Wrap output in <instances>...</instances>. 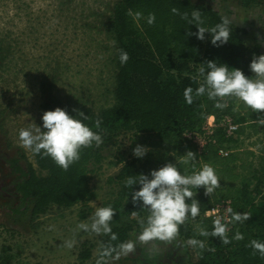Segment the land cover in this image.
I'll return each instance as SVG.
<instances>
[{
	"label": "trees",
	"instance_id": "trees-1",
	"mask_svg": "<svg viewBox=\"0 0 264 264\" xmlns=\"http://www.w3.org/2000/svg\"><path fill=\"white\" fill-rule=\"evenodd\" d=\"M237 4L249 9L263 6L264 0H237ZM193 9L200 10L204 20L202 26L206 28L215 26L224 18L204 0H118L108 18L107 28L115 42L113 104L98 112L87 106L72 108L68 102L50 95L52 87L49 80L40 85L44 96L42 114L56 107L66 108L71 115L83 112L89 117L84 122L101 134L103 143L98 147L83 148L79 160L67 170L60 168L50 157L33 152V164L27 162L22 153L6 160L14 195L18 199L13 213L27 215L33 223L51 207L70 209L80 206L82 209L78 216L83 220L89 213L88 204L94 198L90 186L92 174L104 160L103 147L111 141V132L129 124L137 137L136 143L150 149L143 159L130 155L117 160L119 170L108 179L117 187L116 197L102 207L111 206L126 220L111 226L110 233L102 232V241L94 259L91 254L93 246L81 243L78 264H97L98 261L104 264L121 250L122 244L141 233L150 213L147 207H141L140 202L133 204L131 191L138 190L139 186L132 188L127 185V180L132 175L147 174L165 162L176 163L181 172L188 175L208 164L220 180V186L207 196L203 187L192 188L193 199L199 202L200 212L194 218L187 216L177 233L185 242L188 263L264 264V255L251 245L253 240L264 242V149L258 154L242 149L239 139L248 126L256 132L264 122V112L257 113L241 101L236 107L238 98L234 96L210 100L206 94L195 95V89L203 82V78L198 76V69L201 63L208 60H216L230 68L238 62L239 69L246 76L256 78L248 66L253 56L262 55L260 45L255 43L247 49L244 42L247 30L233 24L229 25L231 35L228 43L219 47L210 43L207 33L204 41L187 35L195 33L196 28L188 25L182 16L187 13L190 18ZM130 11L142 13V18L137 21L129 14ZM149 13L155 15V22L151 25L146 22ZM135 44L141 49L140 56L136 54ZM120 50L128 53L126 63L122 64L119 60ZM8 53L7 48L0 46V69ZM188 86L194 90L191 104H187L183 97ZM217 102L226 106L216 108ZM210 116L214 117L215 127L210 134H205L201 128ZM226 118L236 126L233 133H227ZM96 119L102 121L99 129L94 127ZM188 132H198L204 139L201 150L185 137ZM189 150L196 153L195 168L185 165L179 158ZM220 151L226 154L220 155ZM241 179L253 181L260 187L258 202H243L242 188L237 185ZM221 200L231 202L232 212L247 213L249 216L243 222H233L230 218L225 232L229 240L227 244L223 243L222 237L212 235L214 225L204 217V213ZM202 230L208 235L202 236ZM237 233L243 238L235 239ZM191 239L201 241L203 247L190 245L188 241ZM106 249H112L111 254L101 257ZM12 259L8 249L0 246V264H11Z\"/></svg>",
	"mask_w": 264,
	"mask_h": 264
},
{
	"label": "rangeland",
	"instance_id": "rangeland-1",
	"mask_svg": "<svg viewBox=\"0 0 264 264\" xmlns=\"http://www.w3.org/2000/svg\"><path fill=\"white\" fill-rule=\"evenodd\" d=\"M117 1L0 0V46L9 51L0 69V180L6 186L12 181L7 159L22 153L33 164L32 151L22 146L19 132L32 123L41 125L42 82L49 80L50 95L72 108L87 106L98 112L113 104L115 46L107 28ZM204 1L231 24L246 28V48L259 43L264 55V5L245 9L237 0ZM135 50L140 56L138 44ZM232 68L239 69V63ZM239 103L237 99L235 106ZM110 135L111 141L103 147L104 160L92 174L94 198L85 219L78 216L80 206L51 207L31 223L27 215L13 213L18 199L0 198V246L12 255L11 264H78L80 244L85 242L93 246L95 258L102 232L83 231L79 225L90 224L96 209L114 200L117 187L108 179L119 170L117 160L132 155L137 144L129 124ZM239 139L242 149L258 154L264 149V122L256 132L248 126ZM237 185L245 204L258 202L261 189L253 181L241 179ZM125 220L117 212L111 226ZM137 237L128 241L134 243L133 251L125 254L120 250L104 264H189L185 242L178 235L172 240L147 242Z\"/></svg>",
	"mask_w": 264,
	"mask_h": 264
},
{
	"label": "clouds",
	"instance_id": "clouds-1",
	"mask_svg": "<svg viewBox=\"0 0 264 264\" xmlns=\"http://www.w3.org/2000/svg\"><path fill=\"white\" fill-rule=\"evenodd\" d=\"M173 11L175 12L176 9ZM129 14L133 15L137 21L142 18L140 12L130 11ZM182 19L187 20L188 25L196 28L195 33L189 32L187 35H194L197 40L204 41L207 33L210 36V43L216 47L228 43L231 35L229 27L231 21L228 18H222L220 23L206 28L202 26L204 20L200 10L193 9L190 18L185 13ZM146 22L149 25L153 24L155 15L149 13ZM128 58V53L120 50V62L126 63ZM200 65L198 76L203 78V82L195 89L196 96L206 94L210 100H216L217 97L234 96L257 113L264 112V55L253 56L250 60L248 67L256 78H250L242 70L230 68L216 60H208ZM193 92L191 86L184 89L183 97L187 104L193 102ZM225 106L221 102L215 104V107L220 109ZM88 119L89 117L83 112L77 111L75 115H71L66 108L56 107L42 114L40 126L32 123L31 127L21 129L19 139L22 146L31 150L33 154L50 157L60 168L67 170L79 160L83 148L93 145L98 147L103 143L101 134L84 122ZM101 123L100 119H96L94 127L99 129ZM149 151L146 145L137 144L132 149V155L136 159H143ZM179 158L185 165L195 168L196 153L189 150ZM219 182L214 168L208 164L188 175L182 173L176 163L165 162L161 167L150 170L147 174L140 173L129 177L128 186L132 188L135 185L139 186L138 190L131 191L133 204L140 202L141 207H147L150 213L137 240L147 242L153 239H174L179 225L184 223L186 217L191 215L194 218L200 212L199 202L193 199L192 188L203 187L204 195L207 196L220 186ZM228 211L233 222H243L249 219L247 213L232 212L231 209ZM114 214L111 206L98 207L92 222L90 224L81 223L79 228L94 233H110ZM222 220V217L216 218L212 235L222 237L223 243L227 244L229 240L225 237L226 225ZM200 234L207 236L208 232L202 230ZM112 238L115 239V235ZM234 238L240 240L243 237L237 233ZM188 243L203 247V243L197 239H191ZM251 245L261 255H264V242L253 240ZM134 247L131 241L120 246L125 254L133 251ZM111 252L112 249H106L101 253V257L108 256ZM97 264H102V262L98 261Z\"/></svg>",
	"mask_w": 264,
	"mask_h": 264
},
{
	"label": "built area",
	"instance_id": "built-area-1",
	"mask_svg": "<svg viewBox=\"0 0 264 264\" xmlns=\"http://www.w3.org/2000/svg\"><path fill=\"white\" fill-rule=\"evenodd\" d=\"M225 121L227 124V133L228 134L233 133L236 130V126L232 125L228 118H226ZM205 124L202 126L201 130H203L205 134H210L213 128L215 127L214 117L212 121H209V117H208ZM185 137L188 138L189 140H192L194 143H196L199 150L202 149L205 141L198 132L185 133ZM219 154L225 155L226 152L220 151ZM229 209L232 210L231 202L228 200H221L217 202L208 211H206L204 213V217L209 219L213 225L217 217H222L223 218L222 222L226 225V231H227L228 224L230 222V212L228 211Z\"/></svg>",
	"mask_w": 264,
	"mask_h": 264
},
{
	"label": "flooded vegetation",
	"instance_id": "flooded-vegetation-1",
	"mask_svg": "<svg viewBox=\"0 0 264 264\" xmlns=\"http://www.w3.org/2000/svg\"><path fill=\"white\" fill-rule=\"evenodd\" d=\"M10 170V168H9ZM4 179L0 180V198L4 200L16 199L14 195V185L11 181L9 186H6Z\"/></svg>",
	"mask_w": 264,
	"mask_h": 264
},
{
	"label": "crops",
	"instance_id": "crops-1",
	"mask_svg": "<svg viewBox=\"0 0 264 264\" xmlns=\"http://www.w3.org/2000/svg\"><path fill=\"white\" fill-rule=\"evenodd\" d=\"M237 27H239V26H237ZM241 28H244V27H241ZM244 29H246V28H244ZM246 30H247V29H246ZM247 32H248V31H247ZM258 44H259V43H258ZM259 45H260V44H259ZM260 52H261V54H262V48H261V46H260ZM262 55H263V54H262ZM212 120H213V119H212ZM209 121H210V117H209ZM138 235H139V234H138ZM119 252H120V251H119ZM119 252H118V253H119ZM118 253H117V254H118Z\"/></svg>",
	"mask_w": 264,
	"mask_h": 264
},
{
	"label": "bare ground",
	"instance_id": "bare-ground-1",
	"mask_svg": "<svg viewBox=\"0 0 264 264\" xmlns=\"http://www.w3.org/2000/svg\"><path fill=\"white\" fill-rule=\"evenodd\" d=\"M212 119H213V117H212V116H210V121H212Z\"/></svg>",
	"mask_w": 264,
	"mask_h": 264
}]
</instances>
